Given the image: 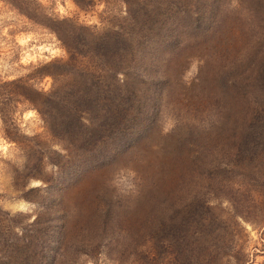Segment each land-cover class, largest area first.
I'll return each mask as SVG.
<instances>
[{
    "label": "rangeland",
    "instance_id": "374dc122",
    "mask_svg": "<svg viewBox=\"0 0 264 264\" xmlns=\"http://www.w3.org/2000/svg\"><path fill=\"white\" fill-rule=\"evenodd\" d=\"M140 3L0 0V264H264V80L254 70L264 19L246 42L247 9L220 2L221 60L208 65V45L187 49L149 130L101 159L105 114L124 127L130 112L124 99L103 104L96 46ZM227 68L258 94L244 92L246 112L234 105L228 121L205 95Z\"/></svg>",
    "mask_w": 264,
    "mask_h": 264
},
{
    "label": "trees",
    "instance_id": "16d2710c",
    "mask_svg": "<svg viewBox=\"0 0 264 264\" xmlns=\"http://www.w3.org/2000/svg\"><path fill=\"white\" fill-rule=\"evenodd\" d=\"M222 1L224 0H173L167 9L166 6L153 5L154 0H143V4L138 5L139 16L136 9L133 8L131 12L127 10V26H123L119 35L107 36L102 39V44L96 46L98 57H100V59L97 57V60L105 66L108 74L99 88V91L102 90L103 104H106V109L110 110L112 104L116 105L115 101L124 99L125 108L130 112L129 124L124 127L112 120L107 122L108 114H105L102 131L107 135L108 140L102 144L104 145L102 148L98 147L97 153L102 154L101 159L112 154L109 149L113 152L123 150L137 142L149 130L153 124L156 108L163 101L160 98L162 94L169 91L174 79V73L170 75L169 69L172 68L174 71L176 67H179V62L186 56L187 49L208 45L211 56L205 60L208 61V65L213 66L212 64L219 62L218 59L221 60L213 41L217 38L215 33L222 24L221 10H218ZM262 6H264V0H236L234 6L236 11L247 9L246 42L251 40L253 33L260 30L264 19L261 15L264 12L261 10ZM159 11H162V16L156 19L155 15L159 14ZM234 14L236 15V12ZM149 47H151L150 52H148ZM256 48L261 50L262 43H259ZM263 58L264 55L256 61L254 66L257 80H264ZM136 59L142 63V69L145 71L142 75L133 74L130 69L139 66L135 65ZM121 71L123 76L118 77ZM233 72L230 68L221 70L218 75H215L216 84H213L212 88L208 86L211 91L205 93L206 97L210 98L207 105L211 104L210 108H216L218 112L220 110L226 112L225 114L229 117L226 121L230 119L229 110L234 105L235 108L232 111L237 112L235 113L237 117L246 112L244 104L247 98L244 99V104L240 100L246 95L242 96L244 92H248L246 97H252V101L258 99L256 90L248 87L249 82L245 85L235 82V78L231 76ZM203 73L202 64H199L197 72L192 75L190 81H194L196 86L202 85L206 77ZM257 80L251 84L254 85ZM222 115L224 116L223 113ZM222 125L226 127L225 123L218 121L217 129ZM209 126L215 128L213 123ZM64 128L71 133L70 126L66 124ZM97 128L100 129V125H97ZM97 137L100 138L99 133L93 135L94 140ZM108 144L111 146H106ZM241 149L245 152L249 146ZM248 156L252 157V155ZM261 192H264V188ZM177 211L175 209V214H178Z\"/></svg>",
    "mask_w": 264,
    "mask_h": 264
}]
</instances>
